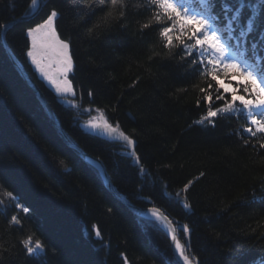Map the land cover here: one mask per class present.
<instances>
[{"label": "trees", "instance_id": "obj_1", "mask_svg": "<svg viewBox=\"0 0 264 264\" xmlns=\"http://www.w3.org/2000/svg\"><path fill=\"white\" fill-rule=\"evenodd\" d=\"M107 2L94 0V11L85 15L73 0H42L34 18L12 23L7 35L0 29V185L30 209L25 216L10 202L0 206V264H124V257L129 264H177L160 223L132 212L60 138L12 66L2 37L64 134L100 161L116 192L138 208L160 210L174 226L188 224L190 233L178 228L177 238L193 264H241L240 254L244 264H264V149L254 139L245 144L248 136L237 134L245 122L235 116L214 125L194 123L206 109L197 106L204 86L198 71L179 49L170 54L163 48L159 25L141 28L151 17L145 0H125L123 18L94 27ZM28 5L0 0V23L28 14ZM53 8L57 33L70 42L75 108L67 102L72 97L56 95L37 78L26 56V29ZM247 15L246 9L242 20ZM260 30L249 39L255 41ZM96 109L135 140L139 164L123 142L81 128ZM13 214L20 225L9 223ZM28 235L40 239L45 251L28 255L21 243Z\"/></svg>", "mask_w": 264, "mask_h": 264}, {"label": "snow or ice", "instance_id": "obj_2", "mask_svg": "<svg viewBox=\"0 0 264 264\" xmlns=\"http://www.w3.org/2000/svg\"><path fill=\"white\" fill-rule=\"evenodd\" d=\"M73 3L85 15L93 12L96 7L94 0H73ZM100 4L104 5L105 0H100ZM42 6L40 0H29L28 9L33 12ZM142 6L151 12V17L141 28H149L153 22L159 25L163 48L170 54L174 49H179L183 53L181 59L190 61L193 70L198 71L204 83L199 88L201 97L197 100V106L203 103L206 109L194 123L214 125L217 118L235 116L245 122L237 132L242 137L245 134L248 136L245 144L254 139L258 148L264 149V0H252L250 3L239 0L237 4H229L228 0H145ZM106 7L108 11L94 27L100 28L112 19L123 18L127 4L125 0H108ZM246 9L247 18L242 20ZM58 15L53 8L41 22L26 29V56L58 95L72 97L67 102L75 108L78 107L76 92L69 79V74L73 72V57L70 42L62 40L57 33ZM20 20L23 21V17ZM10 26H13L11 21L0 23V29L4 30L5 35ZM257 29H261L258 37L251 41L249 37ZM217 102H220L219 106ZM84 111L91 112V109L86 108ZM96 111L97 115L91 116L85 127L102 130L122 140L139 164V157L135 154V140L120 131L118 126L113 127L103 111ZM191 184L192 181H189L181 191L186 193ZM176 195L181 196V192ZM255 196L253 190V198ZM260 197V202L264 203V186L261 187ZM6 202L12 203L25 216L30 212L12 191L0 185V206ZM183 207L187 209L190 204L184 202ZM151 215L167 226L175 253L182 264H193V258L177 238L178 228L186 236L190 233L188 224L174 226L158 209L151 210ZM9 223L20 225L22 221L18 214H13ZM93 231L97 238H101L96 226H93ZM21 243L28 255H38L45 251L43 242L40 239L34 240L33 235H28ZM121 255L124 256L123 253ZM240 255L241 264H244L243 254ZM124 264H129L127 257H124Z\"/></svg>", "mask_w": 264, "mask_h": 264}, {"label": "water", "instance_id": "obj_3", "mask_svg": "<svg viewBox=\"0 0 264 264\" xmlns=\"http://www.w3.org/2000/svg\"><path fill=\"white\" fill-rule=\"evenodd\" d=\"M42 0H40L41 3ZM40 10V8H39ZM32 12V14H30L29 16H23V21H28L32 18H34V16L37 15V13L39 12ZM21 18V17H20ZM20 18L18 20L13 21L12 23L16 22V21H20ZM2 43H3V47L6 51V54L8 56V59L10 60L12 66L14 67V69L18 72V74L21 76V78L28 84V86L32 89V91L35 93L40 105L43 107L44 111L46 112V114L48 115V117L50 118L52 125L54 126L55 130L57 131L58 135L60 136V138L70 147L73 149V151L83 160H85L86 162L90 163L91 165H94L93 163L95 162L97 164L94 165L100 172L103 180H104V185L105 187L112 192V194H114L118 199H120L132 212H134L135 214L139 215V216H145L147 214V212L153 210V209H141L138 208L134 205H132L130 202H128L126 199L122 198L118 193H116L112 187V185L110 184L109 178L107 173L105 172L102 164L100 163V161L89 157L88 155H86L83 151H81L80 149H78L76 146H74L69 140L68 138L65 136V134L63 133L62 129L60 128L58 121L55 119L53 112L50 110L48 104L46 103V100L43 96V94L39 91V89L37 88V86L35 85V83L30 79V77L28 76V74L26 73V71L22 68V66L20 65V63L18 62V60L14 57V55L11 53V51L9 50V48L7 47L4 38L2 37ZM113 137L115 139H118L117 137L114 136H110ZM120 140V139H118ZM122 141V140H121ZM162 222V221H161ZM163 226H165L167 228V226L162 222ZM167 233H168V229H167ZM170 245H171V249H172V253L175 257V259L177 260V262L179 264H182V261H180L178 259V255L175 253V248H174V242L172 241V239L170 238Z\"/></svg>", "mask_w": 264, "mask_h": 264}, {"label": "rangeland", "instance_id": "obj_4", "mask_svg": "<svg viewBox=\"0 0 264 264\" xmlns=\"http://www.w3.org/2000/svg\"><path fill=\"white\" fill-rule=\"evenodd\" d=\"M85 124H86V123H83L82 125H81V124H80V125H81V127L84 128L85 130L93 131L92 129L85 127ZM169 243H170V241H169Z\"/></svg>", "mask_w": 264, "mask_h": 264}, {"label": "bare ground", "instance_id": "obj_5", "mask_svg": "<svg viewBox=\"0 0 264 264\" xmlns=\"http://www.w3.org/2000/svg\"><path fill=\"white\" fill-rule=\"evenodd\" d=\"M146 216L155 219V218L151 215V212H147Z\"/></svg>", "mask_w": 264, "mask_h": 264}]
</instances>
